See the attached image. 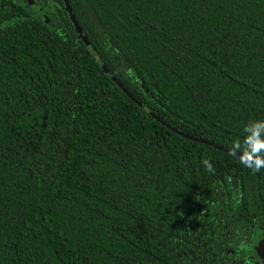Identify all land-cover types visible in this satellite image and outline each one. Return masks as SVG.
Here are the masks:
<instances>
[{
  "label": "trees",
  "instance_id": "trees-1",
  "mask_svg": "<svg viewBox=\"0 0 264 264\" xmlns=\"http://www.w3.org/2000/svg\"><path fill=\"white\" fill-rule=\"evenodd\" d=\"M65 2L0 0V264H264V169L229 155L264 0Z\"/></svg>",
  "mask_w": 264,
  "mask_h": 264
},
{
  "label": "clouds",
  "instance_id": "clouds-1",
  "mask_svg": "<svg viewBox=\"0 0 264 264\" xmlns=\"http://www.w3.org/2000/svg\"><path fill=\"white\" fill-rule=\"evenodd\" d=\"M245 137L243 141L235 140L229 149V155L235 156L240 152L239 162L252 170L259 172L264 169V120L252 121L244 125ZM211 170V165L204 161Z\"/></svg>",
  "mask_w": 264,
  "mask_h": 264
},
{
  "label": "rangeland",
  "instance_id": "rangeland-1",
  "mask_svg": "<svg viewBox=\"0 0 264 264\" xmlns=\"http://www.w3.org/2000/svg\"><path fill=\"white\" fill-rule=\"evenodd\" d=\"M264 234H260L259 238L256 241L255 246L253 247L254 256H256L260 261L264 262Z\"/></svg>",
  "mask_w": 264,
  "mask_h": 264
},
{
  "label": "water",
  "instance_id": "water-1",
  "mask_svg": "<svg viewBox=\"0 0 264 264\" xmlns=\"http://www.w3.org/2000/svg\"><path fill=\"white\" fill-rule=\"evenodd\" d=\"M64 2H65V0H64ZM65 4V6H64V8L69 12L70 11V9H69V7H68V5H67V3L65 2L64 3ZM70 19L73 21V17L70 15ZM76 27V26H75ZM77 29V28H76ZM82 40H83V43L86 45V46H88V42L82 37ZM113 81H115L116 82V84H117V86L120 88V89H122V90H124L123 89V87L121 86V84L117 81V80H115V78L114 77H110ZM126 93V92H125ZM128 96H129V94H127ZM138 103V102H137ZM161 123H164V122H162V121H160ZM166 125V124H165ZM174 130V129H173ZM200 141H203V142H205L204 140H201V139H199ZM262 240L264 241V239L262 238Z\"/></svg>",
  "mask_w": 264,
  "mask_h": 264
}]
</instances>
